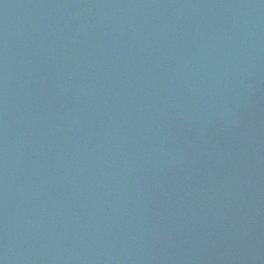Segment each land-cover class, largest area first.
I'll list each match as a JSON object with an SVG mask.
<instances>
[{"label": "water", "instance_id": "1", "mask_svg": "<svg viewBox=\"0 0 264 264\" xmlns=\"http://www.w3.org/2000/svg\"><path fill=\"white\" fill-rule=\"evenodd\" d=\"M0 264H264V0H0Z\"/></svg>", "mask_w": 264, "mask_h": 264}]
</instances>
